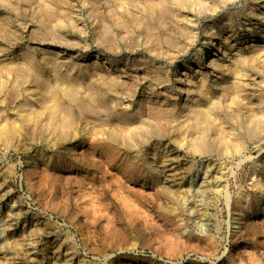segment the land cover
Returning <instances> with one entry per match:
<instances>
[{
	"label": "rangeland",
	"instance_id": "rangeland-1",
	"mask_svg": "<svg viewBox=\"0 0 264 264\" xmlns=\"http://www.w3.org/2000/svg\"><path fill=\"white\" fill-rule=\"evenodd\" d=\"M263 47L264 0H0V264H264Z\"/></svg>",
	"mask_w": 264,
	"mask_h": 264
},
{
	"label": "bare ground",
	"instance_id": "bare-ground-1",
	"mask_svg": "<svg viewBox=\"0 0 264 264\" xmlns=\"http://www.w3.org/2000/svg\"><path fill=\"white\" fill-rule=\"evenodd\" d=\"M215 46H214V44H213V42H212V46H211V48H214ZM260 51H264V47L260 50ZM205 52H207L206 50H205ZM211 54H215V52H212ZM210 63V62H209ZM208 66V65H207ZM195 72H198V70L197 69H195V70H193V73H195ZM191 73V72H190ZM206 75H207V73H201L199 76V79H198V81L196 82V81H193V79L192 78H194L196 75H191V74H189V73H187V71H180L179 73H177L176 74V81L178 82V83H180V84H184V85H186L187 87H194V88H196V87H199V86H201V84L203 85V83H205L204 81H206L207 79H206ZM197 77V76H196ZM73 85H74V82H73V84H72V82L71 83H68V85H67V87H68V89L71 87H73ZM66 91H68L67 89H66ZM215 98H211L212 99V102H214V105H215V100H216V102H219L220 100H219V96L218 95H215L214 96ZM55 100H54V103H53V105H54V107L56 108L57 106L59 107L60 106V101H58V99L55 97L54 98ZM214 100V101H213ZM211 102V103H212ZM59 103V104H58ZM213 104V103H212ZM216 104H218V103H216ZM52 105V106H53ZM57 107V108H58ZM56 108V109H57ZM51 110L52 109H54L53 107L52 108H50ZM55 109V110H56ZM64 110H66V109H64ZM50 111V110H49ZM52 111H54V110H52ZM48 112V111H47ZM51 112V111H50ZM143 126V125H142ZM141 126V127H142ZM139 127V126H138ZM140 128V127H139ZM138 128V129H139ZM142 129H144V128H142ZM137 130V129H136ZM135 130V131H136ZM144 131H145V129H144ZM137 132V131H136ZM119 133V132H118ZM140 133V132H139ZM139 133H137V134H139ZM133 134H134V132H133ZM118 134H114V133H110V134H107V140L108 141H115L116 139V136H117ZM129 135V134H128ZM121 136V133H120V135H119V137L118 138H121L120 137ZM130 136H131V134H130ZM63 137V136H62ZM61 137H59V139H60ZM119 140V139H118ZM113 141V142H114ZM117 141V140H116ZM112 142V143H113ZM116 144H117V142H115ZM119 143V142H118ZM110 145V144H109ZM119 145V144H118ZM126 145V144H125ZM106 146V145H105ZM127 146V145H126ZM109 147V146H108ZM117 147V146H116ZM128 147V146H127ZM106 148H107V146H106ZM124 148V147H123ZM105 149V148H104ZM108 149V148H107ZM106 150V149H105ZM112 150V149H111ZM115 149L113 148V151H114ZM110 151V150H109ZM113 151H111L112 153H113ZM116 152H117V150H115ZM115 154V153H114ZM136 163V161H131V160H129V164L132 166V168L134 167V164ZM141 164V163H140ZM140 164H138V163H136V165L138 166V165H140ZM144 166V165H143ZM143 168V167H142ZM141 171V175L143 174V170L141 169L140 170ZM131 174H133V173H131ZM137 176V174L136 175H134V177H136ZM140 175H138L137 177H139ZM206 182H207V180H206ZM242 197H240V199H241ZM249 199V198H248ZM247 199V200H248ZM226 200H228V198L226 199ZM239 209L241 210V215L242 216H246V214H248L249 213V210H250V208H249V206L248 205H246V204H240L239 205ZM231 214V213H230ZM232 214H235V213H232ZM232 218H234V217H232ZM227 222L229 223L230 222V218L228 217V220H227Z\"/></svg>",
	"mask_w": 264,
	"mask_h": 264
}]
</instances>
